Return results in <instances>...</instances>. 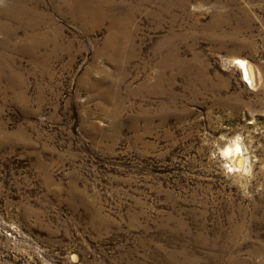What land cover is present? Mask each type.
Instances as JSON below:
<instances>
[{"label":"rangeland","instance_id":"obj_1","mask_svg":"<svg viewBox=\"0 0 264 264\" xmlns=\"http://www.w3.org/2000/svg\"><path fill=\"white\" fill-rule=\"evenodd\" d=\"M61 1L44 68L0 31V264H264V0Z\"/></svg>","mask_w":264,"mask_h":264},{"label":"bare ground","instance_id":"obj_2","mask_svg":"<svg viewBox=\"0 0 264 264\" xmlns=\"http://www.w3.org/2000/svg\"><path fill=\"white\" fill-rule=\"evenodd\" d=\"M49 1H51L52 6L55 8V10L59 11V8H61L62 1ZM67 3L70 6V10L76 11V14L77 12H82L81 14H91L93 10H96L94 7L87 5L88 3L85 4L83 0H74L72 3ZM42 4L43 0H0V17L4 16L10 21H15H2L3 23H0V31L3 32L4 38L6 40H12L13 37L17 36L20 32L19 28H23L25 34L22 37L21 42L19 43L21 44L20 46L23 47L24 51L30 54V56L33 58L35 65L40 64V67L44 68V65L48 62V56H53V54L59 51L62 47L58 37V27H52L51 29H49L48 26L46 29H41V25L43 23L51 22L50 20L46 19V13H43L39 9L41 8ZM81 14H77V16L79 19L84 20V17ZM9 45L10 42L7 45L2 46V48L6 49ZM47 46H51V48L49 47L50 54L48 56H43L41 50L43 48L45 49ZM239 64H242L244 72L247 74L246 64L242 62V60ZM2 76L3 72L0 68V77ZM7 78L8 81L10 80V83L19 79L17 74L14 72L8 73Z\"/></svg>","mask_w":264,"mask_h":264}]
</instances>
